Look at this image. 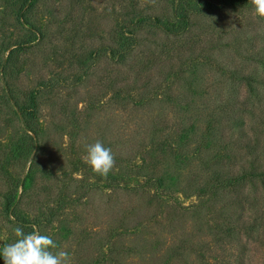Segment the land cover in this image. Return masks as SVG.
<instances>
[{
    "label": "trees",
    "instance_id": "16d2710c",
    "mask_svg": "<svg viewBox=\"0 0 264 264\" xmlns=\"http://www.w3.org/2000/svg\"><path fill=\"white\" fill-rule=\"evenodd\" d=\"M11 1L0 19V55L7 52L0 119L9 122L0 142V214L13 229L29 233L35 225L47 234L55 226L49 236L59 249L78 229L66 209L78 208L79 225L98 222L75 244L84 263L256 264L252 247L264 251V19L250 0H122L115 32L101 25L96 41L29 86L21 58L34 65L44 40L54 51L82 3L64 0L55 9L52 0ZM41 6L59 25L51 37L32 21ZM228 15L239 21L220 27ZM62 90L80 97L76 106ZM97 140L115 157L107 177L84 162ZM27 163L23 178L14 174ZM41 179L50 183L45 204L33 194ZM175 194L200 199L184 206ZM31 204L32 219L24 210Z\"/></svg>",
    "mask_w": 264,
    "mask_h": 264
},
{
    "label": "rangeland",
    "instance_id": "374dc122",
    "mask_svg": "<svg viewBox=\"0 0 264 264\" xmlns=\"http://www.w3.org/2000/svg\"><path fill=\"white\" fill-rule=\"evenodd\" d=\"M64 0H52V3L55 7V9H59L61 6V3H63ZM213 2H219L220 0H212ZM11 0H0V19L4 16L5 11L9 12V5L11 4ZM80 6L77 8V12L79 14V19L74 22L77 17H73L69 23H66L62 27V33L59 37V44L54 49V51H51V40L49 42L45 43V40L42 42V45L40 46V51L37 56L32 57L31 61H33L34 65H30V62L26 58H21V67H20V77L21 82L25 86L33 85L38 80V76H44L49 77L51 75V71H54L55 69L60 66L58 64V61L63 64L64 57L67 53L73 51H78L79 48L82 46L89 45L91 42L96 41V37L98 35H101L102 28L101 25L108 24L111 31L115 32L118 27L120 26L121 20L119 18L120 10L123 8L122 0H81ZM32 21L35 23L36 26L42 28H47V32L50 34L51 37V31H55L58 29V24L51 23L53 21L51 19V12L47 11L45 7L41 6L38 10L34 11L32 16ZM239 21L238 17H234L233 15H228L226 17H222L218 23L220 27H223L225 29H228L229 26H235L237 22ZM5 32L7 30H10L7 28V25L3 27ZM24 28H20V32H24ZM11 30L7 31L6 37L10 38ZM15 34H19L18 31L14 32ZM14 36V34H13ZM7 52L4 54H1V61L5 59ZM65 63V62H64ZM42 74V75H41ZM62 94L64 97H71V93L69 90H62ZM108 94L104 96L103 100H107ZM70 102H73L72 104L76 106L75 102H79L80 97H71ZM257 103L256 101H254ZM257 105V104H256ZM255 105V106H256ZM78 108H81L82 104L77 105ZM252 107V106H251ZM257 110L262 111L263 107H257ZM257 112V114L259 113ZM42 121L43 124L48 128L51 129V112L49 108L44 107L42 111ZM9 122L3 123L0 119V142L5 143L7 142V136L6 134L9 132ZM18 125V124H15ZM14 125V126H15ZM60 135L59 138H57L58 141V147L61 149H65L68 145V136L66 135ZM46 151L42 155L41 160H43V163L48 164L49 161H47V158H51V135L50 140H48V143L46 145ZM53 150V149H52ZM48 151L50 152V155L47 156ZM55 152V150H54ZM52 152L53 155L56 153ZM65 156V154H63ZM27 165L25 167H20L17 169L14 174L17 176H20L23 178L25 176ZM47 169L50 170V168L47 167ZM41 175V174H40ZM75 178L78 180H81L82 177L80 176V173H77L74 175ZM91 182H94L92 179H90ZM49 185L50 183L45 180H40L35 184V188L33 190V194H40V200L42 201V204L46 203L48 200V196H50L49 192ZM80 185V184H79ZM25 194H22L24 196ZM177 199L184 205L188 206L194 203H197L199 201V197L196 196H190L189 198L185 199L181 197L179 194H175ZM25 199V197H24ZM26 201V200H25ZM34 205L31 204L27 207H24V210L26 211L27 215L32 219V216H35L36 209L34 208ZM31 208V209H30ZM77 211L80 212V209L77 208L76 211L73 210V208L69 207L66 209L67 213V223L70 225H74L77 231L75 232V236L72 237L67 243H63L62 247L59 248L61 250H67L70 254L71 264H88L87 262L84 263L83 260H79L76 255L77 247L75 244H77V241H82L86 238L87 233L93 234V232L98 231V227L95 222L92 221H86L79 225V222L77 223ZM25 213V214H26ZM10 220H12L11 217H9ZM55 226H50L47 230V235H52L55 230ZM80 230H85L86 232H80ZM14 229L11 226L10 222H7L3 215L0 214V250H2V247L4 244H6L7 240H12L14 238ZM93 237V236H92ZM14 240V239H13ZM12 240V241H13ZM83 248H86L83 247ZM86 254V253H85ZM250 255L253 256V260L256 264H263L264 262V251L263 250H255V246L252 247V251L250 252ZM3 263L2 258H0V264Z\"/></svg>",
    "mask_w": 264,
    "mask_h": 264
},
{
    "label": "clouds",
    "instance_id": "9594fccd",
    "mask_svg": "<svg viewBox=\"0 0 264 264\" xmlns=\"http://www.w3.org/2000/svg\"><path fill=\"white\" fill-rule=\"evenodd\" d=\"M255 17L264 19V0H250ZM84 162L92 172L101 177H107L115 167V157L111 148L97 140L86 148ZM16 239L0 250L3 264H71L67 250L58 249L54 239L43 234L38 226L25 233L23 225L17 224L14 229Z\"/></svg>",
    "mask_w": 264,
    "mask_h": 264
}]
</instances>
